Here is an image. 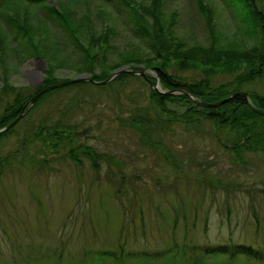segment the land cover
Returning a JSON list of instances; mask_svg holds the SVG:
<instances>
[{
	"label": "rangeland",
	"instance_id": "1",
	"mask_svg": "<svg viewBox=\"0 0 264 264\" xmlns=\"http://www.w3.org/2000/svg\"><path fill=\"white\" fill-rule=\"evenodd\" d=\"M72 1L86 44L107 29L115 32L110 41L115 48L106 55L100 50L98 67H112L131 55L151 57L148 42L135 35L131 9L145 0H129V6L116 0ZM203 2L222 32L242 38L244 27L236 25L240 19L226 0ZM51 3L57 6V0ZM166 5V16H178L174 27L180 39L188 45L206 42L198 0H167ZM30 22L35 39L56 48L65 64L49 76L65 81L88 75L79 70L82 58L70 35L45 11L38 8ZM23 34L0 17V115L17 94L28 96L42 87L49 65H55L29 56V37ZM121 68L129 67L113 73ZM171 72L188 80L201 76L177 68ZM145 74L156 77L154 71ZM234 77L217 75L214 84ZM244 88L264 92V77ZM156 89L166 92L160 84ZM158 112L150 84L139 78L106 89L84 85L57 91L21 120L0 141V264H114L113 258L99 254L107 250L118 255L123 247L128 264H150L137 259L138 254L161 251L169 257L151 264H264V155L246 153L238 161L210 131L148 123ZM141 118L154 143L146 144L136 129L134 120ZM57 122L75 126L76 141L106 156L99 160L98 172L82 155V165H75L68 158L67 141L58 149L44 147L43 140L31 143L41 125ZM161 146L169 147L178 168L167 162ZM225 243L252 247L259 258L231 261L201 253L196 263L184 251L185 245L205 250Z\"/></svg>",
	"mask_w": 264,
	"mask_h": 264
},
{
	"label": "trees",
	"instance_id": "2",
	"mask_svg": "<svg viewBox=\"0 0 264 264\" xmlns=\"http://www.w3.org/2000/svg\"><path fill=\"white\" fill-rule=\"evenodd\" d=\"M116 1L123 5L131 4L129 0ZM51 2L52 0H0V17L6 18L9 27H16L19 32L24 33L25 37H29L30 49L26 53L29 56H41L50 63H55V65H49L48 75L42 87H38L28 96L17 94L13 103L6 107L4 113L0 115V130L6 128L23 114L28 107L29 100L42 89L68 81H56L55 78L49 76L56 66L64 68L65 64L61 63L56 48L39 43L33 36L34 31L30 21L39 8L41 11H45L46 16L54 20L61 30L70 35L69 37L72 38L82 58L80 64L83 67L79 70L88 73L92 81L79 82L45 93L21 120L27 119L40 103L57 91L84 85L106 89L115 83L124 84L130 79L140 78L150 84V99L159 110L156 120L148 119V123L154 122L159 127L161 125L168 129L179 124L189 132L195 133L210 131L214 138L238 161L242 160L246 153L264 155V116L254 110L257 108L264 111V92L244 88L245 85H252L264 77V0H226L224 3L236 18L240 19L236 25L244 27L240 39L222 32L215 21L212 9L208 8L203 0H198L200 11L205 17L208 36L205 43L193 45H188L175 34L174 26L178 16L174 12L169 17L166 16L167 0H145L140 7L133 6L131 9L136 20L135 35L138 34L148 42L152 52L151 57L143 60L136 55L127 56L120 64L112 67H107L105 64L98 67V64L101 60L100 50L106 55L107 52L115 48L110 42L112 35L115 34L114 30L107 29L106 32L94 36L86 44V39L80 34V29L76 25L78 18L74 8L75 2L57 0V6ZM41 25L47 27L46 23ZM102 42L104 46L101 45ZM104 59L106 60V58ZM140 64L144 65L142 69L137 68ZM122 66L129 67L131 72L122 73L105 83L113 77V71ZM173 68L184 72L199 71L201 76L188 80L172 73L171 69ZM149 70L155 72V78L137 74ZM220 74L235 75V77L231 82L215 85L214 78ZM158 84L166 92L157 90ZM236 93L239 94L233 96ZM196 102L216 106L202 107ZM171 106L177 110H172ZM165 113H169L172 117H160ZM134 123L146 144L154 143L147 131L142 129V126L145 125L143 119H135ZM15 128L16 126L0 133V141L8 137ZM75 128L72 125H61L60 122L55 125H41L31 143L43 140L44 147L58 149L61 143L65 144L67 141L68 158L75 165L81 166L82 160L79 156L82 155L92 161L93 168L98 172V162L106 156L96 152L92 147L76 141ZM161 148L167 162L176 166L175 157L169 147L161 146ZM44 154L46 153L44 152ZM43 162H45L44 159ZM185 249L184 251H188L194 256L196 263L201 262V253L203 256L210 257L226 256L231 261L242 256H253L254 260L259 258L258 253H255L252 247L231 245L230 243L218 247L207 245L205 250L197 249V245L191 249L185 245ZM123 253L124 247L118 254L119 256L113 251L107 250L99 255H104V258L110 256V259L113 258L114 264H128L129 261L126 260L128 256L122 257ZM143 254H138L137 259L149 261L150 264L169 257L166 251H161L158 254Z\"/></svg>",
	"mask_w": 264,
	"mask_h": 264
},
{
	"label": "water",
	"instance_id": "3",
	"mask_svg": "<svg viewBox=\"0 0 264 264\" xmlns=\"http://www.w3.org/2000/svg\"><path fill=\"white\" fill-rule=\"evenodd\" d=\"M125 72H131L128 68H121L120 70L116 71L115 74L113 75V77H111L109 80H107L105 83H108L110 82L111 80H113L116 76L122 74V73H125ZM137 74H140V75H146L144 71L140 72V73H137ZM92 81L89 77V74L88 75H85V76H82V77H78L76 79H73V80H68V81H65V82H61V83H58V84H55V85H52V86H49L47 88H44L42 89L40 92H38L36 95H34L30 100H29V104H28V107L27 109L24 111L23 114H21L15 121H13L10 125H8L6 128L0 130V133H3V132H6L8 130H10L11 128H13L14 126H16L20 120L22 119V117L27 114L30 109L32 108V106L35 105V103L39 100V98L41 96H43L45 93L49 92V91H52V90H55V89H58V88H63V87H66V86H69V85H72V84H76V83H79V82H83V81ZM40 86L43 85V77H41V80H40ZM103 84V83H101ZM237 94L239 93H236L235 95L233 96H236ZM247 96V94H245ZM232 96V97H233ZM226 102V101H225ZM198 105L202 106V107H214L216 105H213V104H207V103H203V102H196ZM254 110L259 113L260 115L264 116V111L262 110H259L257 108H254Z\"/></svg>",
	"mask_w": 264,
	"mask_h": 264
},
{
	"label": "clouds",
	"instance_id": "4",
	"mask_svg": "<svg viewBox=\"0 0 264 264\" xmlns=\"http://www.w3.org/2000/svg\"><path fill=\"white\" fill-rule=\"evenodd\" d=\"M21 80H23V77H21Z\"/></svg>",
	"mask_w": 264,
	"mask_h": 264
},
{
	"label": "bare ground",
	"instance_id": "5",
	"mask_svg": "<svg viewBox=\"0 0 264 264\" xmlns=\"http://www.w3.org/2000/svg\"><path fill=\"white\" fill-rule=\"evenodd\" d=\"M35 75H37V73H35ZM39 75V74H38Z\"/></svg>",
	"mask_w": 264,
	"mask_h": 264
}]
</instances>
